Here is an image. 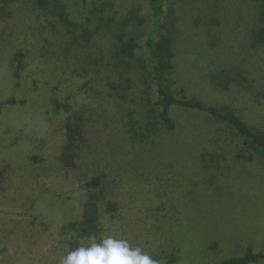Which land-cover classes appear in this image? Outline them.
Returning a JSON list of instances; mask_svg holds the SVG:
<instances>
[{"label":"trees","instance_id":"1","mask_svg":"<svg viewBox=\"0 0 264 264\" xmlns=\"http://www.w3.org/2000/svg\"><path fill=\"white\" fill-rule=\"evenodd\" d=\"M218 1L223 8L219 15L221 19H227L242 6L237 3L238 0ZM256 1L261 5V13L260 25L253 34V44L258 48L252 53L264 51V0ZM107 4L95 6L93 2L83 0V20L76 22L70 20L66 0H0V28L31 33L34 38L44 40L46 51L53 49L55 59L80 66L81 77L77 84H81L84 91L76 93L66 104L54 101L51 107L53 113L60 115L70 111L72 107L80 106L82 101H88L85 106L87 112L99 110L107 95L123 109L120 129L123 130L125 142L130 139L146 144L154 139L155 145L157 139H164L173 144H164L159 149L154 146V161L150 158L133 160L134 168L144 179L154 177V200L138 203L132 192L143 180L131 171L133 166L124 165V162L131 161L129 155L120 154L101 139L98 141L100 149L92 151L86 135V110L74 111L65 124L59 161L52 162L57 165L53 172L56 181H69L67 190L56 192L51 183L42 182L44 195L70 201L73 212L76 210V220L66 223L61 235L79 247L87 245L92 236L99 242L107 236L104 234L106 229L114 227L111 236L126 240L132 247H141L159 264H192L193 261L194 264H264V251H258L259 248L253 243L243 245L240 250L232 248L229 255L221 256L226 253L228 245L225 244L231 241L232 229L217 227L220 223L217 220L222 215L219 211L223 208L233 209L237 200L250 192L247 190L249 183L257 185L260 178H264V174H260L248 179L242 172L229 170L233 162L247 166L264 163V128L251 126L241 117L252 114L254 117L264 116V76L254 64V54L242 56L232 50L229 59L221 44L209 42L205 35L196 30L193 36L200 43L199 58L209 65H199L196 71L187 65L186 80L194 88L210 81L222 94L238 93L240 100L236 108L217 109L202 101L177 96L171 90L168 78L182 63L173 47V36L180 27L177 9L169 0H150L152 22L145 43L140 44L133 35L132 21L117 18L114 5ZM97 37L108 40L107 54L100 53L101 49H93L94 44H99ZM190 46L193 47L194 43ZM141 50H146L149 55L151 89H154L156 96L154 104L148 90L137 89L135 73L140 67L145 69L144 61L137 56ZM10 103L14 104L15 101L11 100ZM175 108L208 114L229 129L234 139L229 142L223 132L194 134L183 129L172 115ZM114 124L113 128L116 129ZM99 125L94 131L95 137H100L101 127H104L101 123ZM235 140L242 142V145L232 152L229 146ZM159 150L161 157L156 155ZM193 154L198 155L202 163H208L204 166L212 170L223 174L230 171L229 180L235 185L232 197H228L230 195L227 193L211 196L202 190L203 193L198 192L190 200H184L177 194L175 184L179 183L178 178L186 175V167L188 164L191 166ZM120 160L122 162L118 163ZM112 170H117L116 177H122L123 181L116 183L119 178H111ZM202 170L205 168L202 167ZM26 174L27 170L16 168L14 180L6 184V178L3 185L12 192L21 193L25 182L29 181L25 178L28 177ZM108 178L112 182L109 184L112 195H108L103 187ZM168 178L170 184L165 183ZM202 179L199 176L196 184H200ZM34 207L35 201L31 200L30 208ZM21 211L16 209L12 214L21 217L25 214ZM128 219L131 224L134 223L132 227L125 224L119 226ZM151 224H154V248L150 247L148 234L143 236L144 240L140 239L142 231ZM51 236L45 237L46 244H49L47 239ZM40 237L41 234H36L33 240L27 242L29 239H26L25 242L31 244L32 250L43 242ZM50 253L47 250L46 254Z\"/></svg>","mask_w":264,"mask_h":264},{"label":"rangeland","instance_id":"2","mask_svg":"<svg viewBox=\"0 0 264 264\" xmlns=\"http://www.w3.org/2000/svg\"><path fill=\"white\" fill-rule=\"evenodd\" d=\"M66 1L70 20L76 22L83 20V0ZM169 1L177 9V15L180 18V27L173 36V47L177 56L182 59V63L179 62L180 65L177 66V71L168 77L171 90L177 96L202 101L217 109L236 108L240 100L238 93L222 94L210 81L194 88L186 80L187 65H190L189 68L193 67L195 71L199 65L202 67L209 65L199 58L200 43L193 35L198 31L205 35L209 42L221 44L222 50L229 59L232 56V50L242 56H247L248 53L254 54V64L264 76V51L252 53L258 48L253 44V34L260 25V3L256 0H238L237 3L242 5L241 9L236 10L227 19H221L219 15L223 8L218 0ZM89 2H93L95 6L102 3L105 5L107 2V5L113 4L117 11L115 16L121 20H131L134 37L140 44L145 43L152 22L150 0H89ZM140 21L142 22L139 25ZM96 39L99 44H94L93 49H101L100 53L107 54L108 40L101 37ZM191 43H194L193 47L190 46ZM45 46L47 45L43 39L34 38L31 33L0 28V264L59 263L63 256L77 248L65 235H61L63 226L77 218L74 215L76 210L73 212V203L49 198L42 193L43 180L51 183L56 192L67 190L69 181L64 179L56 181L57 177L53 172L57 165L52 162L59 161L64 144L65 124L74 111L86 110L84 111L87 122L86 135L92 151L100 149L98 141L101 139L103 143L109 144L108 146L120 154L129 155L131 161L124 162V165L133 166V160L143 158L154 161V146L157 149L164 144L173 146L164 139H157L155 145L154 139L146 144L135 143L130 139L125 142L122 136L123 130L120 129L123 122V109L113 103L107 95L106 99L103 98V105L99 110L87 112L85 106L88 101H80L79 107L74 106L70 111H64L60 115L53 113L51 107L54 101L66 104L76 93L84 91V88L81 84H77L78 78L81 77L80 66L73 62H61L55 59L52 55L53 49L48 52L44 49ZM137 56L144 61L145 65V69L140 67L135 73L137 89L148 90L154 104L156 96L154 89H151L149 55L146 50H141L137 52ZM11 100L15 103H10ZM172 115L180 127L194 134L223 132L229 142L234 139L229 129L217 123L208 114L175 108L172 110ZM253 115L241 117L251 126L264 128V116L254 117ZM100 123L104 126L101 127L104 138L102 132L100 137L93 135L95 129L100 127ZM112 123L116 129L113 128ZM104 128H106L105 131ZM241 145L242 142L235 140V143L229 146V150L235 152ZM156 155L161 157V151L159 150ZM192 157L191 166L188 164L186 167V175L178 178L179 183L175 184L177 194L184 200H190L195 194L203 193V191L211 196L227 193L230 195H227L228 197H232L235 193V185L229 180L228 172L230 171L242 172L248 179L264 174V163L257 162L247 166L233 162L229 165L230 171L223 174L204 166L209 164L202 163L198 155L193 154ZM121 162L122 160L118 163ZM134 166L131 167V171L143 180L136 191L132 192L137 202L154 200V177L149 176L144 179ZM202 167L205 170H202ZM16 168L27 170L28 177L25 178L29 181L25 182L21 193L6 189L3 183L7 181L6 178H8L6 184L14 180L12 178ZM111 172L113 180L119 178L116 177L117 170ZM199 176L203 178L202 182L196 184ZM109 179H105L103 187L108 195H112L113 191L109 185L112 182ZM260 180L257 185L254 182L249 183L247 190L250 192L244 193L233 209L223 208L219 211L222 215L217 220L220 222L217 227L232 229L230 230L231 241L225 244L228 245L225 248L226 253L221 256L229 255L232 248L240 250L247 243H253L259 248L258 251H264V178L261 177ZM118 181H123V178L116 180V183ZM165 183L170 184V178L166 179ZM171 189L173 190V187ZM31 200L35 201L33 209L30 208ZM16 209H21V213L25 214L21 217L12 214ZM129 210L135 209L129 208ZM128 220L122 221L119 226L123 227L125 224L132 227L134 223L131 224V220ZM114 229V227L108 228L104 234L111 235ZM235 232L240 233L235 234ZM36 234H41L40 239L42 238L43 242L34 246L32 251L31 244L25 241L29 239L27 242H30ZM51 234L52 236L47 239L49 244H46L45 237ZM147 234L151 238L150 247L154 248V224L142 231L140 239L144 240L143 236ZM241 236L243 237L240 238ZM47 250L51 252L49 255L46 254ZM194 263L195 261L192 262Z\"/></svg>","mask_w":264,"mask_h":264},{"label":"clouds","instance_id":"3","mask_svg":"<svg viewBox=\"0 0 264 264\" xmlns=\"http://www.w3.org/2000/svg\"><path fill=\"white\" fill-rule=\"evenodd\" d=\"M60 264H159L141 247H132L124 239L111 235L97 242L89 237V243L70 251L60 260Z\"/></svg>","mask_w":264,"mask_h":264}]
</instances>
